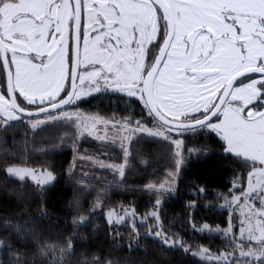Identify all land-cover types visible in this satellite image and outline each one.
Masks as SVG:
<instances>
[{
    "label": "snow or ice",
    "instance_id": "1",
    "mask_svg": "<svg viewBox=\"0 0 264 264\" xmlns=\"http://www.w3.org/2000/svg\"><path fill=\"white\" fill-rule=\"evenodd\" d=\"M61 12L67 14L66 56L61 52L65 48ZM25 20L36 25L32 38L42 42L46 51L39 47L29 53L22 51L20 45L26 41L18 39L23 36L18 25ZM90 41L95 42V48L107 59L94 61L95 83L82 89L76 100H86L92 93H99L103 84V91L111 89L118 102L125 104V110L119 121L114 115H90L85 131L90 129L95 138L96 125L108 119L113 125L119 123L122 128L131 129L133 140L142 138L163 145L173 159V167L166 171L163 180L127 186L135 192L148 193L150 210L139 213L131 204L127 208L119 205V212L109 208L105 219L109 234L118 236V225L125 224L138 237L142 227L165 248H180L199 257L202 264H264V219L261 218L264 217V150L245 142V137L255 135L259 144L264 145V0H0V97L10 104L0 107V128L7 131L15 126L10 122H19L26 123L30 130H43L58 121L72 122L77 129L85 127L78 116L52 103L55 92L50 91L49 100L45 101L40 96H30L27 89H39L45 83L53 87L54 78L48 81L45 78L56 72L57 56L61 55L66 60L67 74L66 87L59 99L67 97V86L76 82L73 69L76 78L85 79L84 70L89 65L78 62L83 60L86 46L89 52L94 51ZM33 56L37 59L33 60ZM102 66L107 69V75L98 71ZM238 77L243 79L234 85ZM13 99L16 104H12ZM204 100L210 103L202 104ZM84 134L78 131L70 144L74 157L81 151L78 143ZM203 134H214L221 148L218 155L233 158L240 166L232 169L228 191L214 193L215 203L223 201L220 206L231 209L225 226L195 223L194 213L201 206L200 200L208 199L205 185L194 184L191 199L185 204L189 213L187 222L193 231L217 234L226 241L215 252L170 232L163 214L167 199L179 191V174L187 159L194 154L197 158L212 154L207 146L188 143L191 137ZM70 135L62 133L60 143ZM98 141H104V137ZM105 146L101 144L102 149ZM114 146L121 151L119 162L97 160L93 155L80 156L91 160L100 170H112L119 181L99 188L89 211L107 207L105 197L113 187H124L130 171L128 157L132 153L130 147ZM102 154L110 155L107 151ZM141 163L147 165V160ZM0 164L10 178L21 182L30 179L41 193V200L42 193L55 183L58 175L51 163L36 167L7 149L0 157ZM66 172L70 179L76 175L75 159L68 162ZM84 176L87 173L76 181L82 188L93 183L85 181ZM213 200L203 207L211 209ZM246 202L256 208L255 224L249 218L246 225L247 212L237 211V205ZM76 205L79 208V201ZM86 218V213L73 216V227ZM10 223L6 219L4 225ZM16 232L19 234V225ZM19 238L23 239L22 235ZM67 246H72L71 237L67 238ZM13 247L0 239V264H5L4 249ZM159 255H166L163 249ZM11 259H19V253L10 255ZM103 264H111V259L106 258Z\"/></svg>",
    "mask_w": 264,
    "mask_h": 264
},
{
    "label": "trees",
    "instance_id": "2",
    "mask_svg": "<svg viewBox=\"0 0 264 264\" xmlns=\"http://www.w3.org/2000/svg\"><path fill=\"white\" fill-rule=\"evenodd\" d=\"M69 89L70 85L67 86L68 92ZM24 106L28 107L27 104ZM66 110L80 119L88 118L92 114H103L114 115L119 121L125 104L118 102V97L113 93H103L80 102L74 100ZM10 123H14L15 126L8 128L7 131L0 128V157L5 155L7 149L14 152L17 158L28 160L36 167L51 163L58 175L55 183L42 193L41 200V193L34 184L10 178L0 164V239L4 244L11 243L15 246L12 249H4L5 264H103L106 258L111 259V264H202L199 257L187 254L180 248H165L159 239L148 235L142 227L139 236L135 237L125 224H119V235L113 237L105 223L109 208L114 207L118 212L121 204L125 208L131 204L139 213L146 209L150 210L148 193L135 192L127 186L143 185L148 181L165 178L166 171L173 167V159L163 145L150 143L142 138L133 140L131 129H124L119 123L113 125L105 119L100 122L101 127L109 126L118 131L121 129L129 131L124 138L122 137V141L120 140L122 145L83 137L78 143L81 151L74 157L70 144L79 129L74 128L72 122L58 121L43 130L41 128L30 130L26 123ZM94 131L97 132V127ZM64 132L71 135L64 137L61 144V135ZM130 140L133 141L131 145ZM188 143L207 146L212 154L204 158H197L194 154L187 159L186 166L179 174V191L167 199L163 208L166 227L170 232L179 233L189 243L209 247L215 252L222 249L226 241L217 234L193 231L187 222L189 213L185 204L191 199L190 191L194 184L205 185L208 189L206 194L208 199L200 200L201 206L194 213L195 223L198 226L202 222L212 226H225L230 213L227 210H220L219 206L223 201L217 204L213 197L215 192L228 191L232 169H239L240 166L233 158L218 155L221 148L214 134L191 137ZM101 144L106 146L102 149ZM114 145L130 147L132 153L128 157L131 161L130 171L124 181V187H113L105 197L107 207L89 211L98 189L109 182L113 185L119 184V181L117 174L112 170H100L91 160L81 159L80 156L93 155L97 160L111 159L119 162L121 151ZM103 151L110 155L104 157ZM73 159L76 175L70 179L66 169L68 162ZM143 159L147 160V165L141 163ZM84 173H87V176L83 177L84 180H92L93 183L82 188L76 181L80 180ZM209 200H213V207L205 209L203 204ZM77 201L79 208L76 205ZM81 213H86L87 218L74 228L73 216H79ZM6 219L11 222L7 226L4 225ZM232 220L235 222L237 216L234 215ZM17 225L19 234L16 232ZM19 235H22L23 239H20ZM68 237H71V247L67 246ZM161 249L166 254L164 257L159 255ZM17 252L19 259L10 261V255Z\"/></svg>",
    "mask_w": 264,
    "mask_h": 264
},
{
    "label": "rangeland",
    "instance_id": "3",
    "mask_svg": "<svg viewBox=\"0 0 264 264\" xmlns=\"http://www.w3.org/2000/svg\"><path fill=\"white\" fill-rule=\"evenodd\" d=\"M64 14H65L64 12H61V14H60L61 15V18H63ZM23 22L24 23H27L26 21H23ZM90 45L92 46V44H90ZM91 53L92 54L94 53L96 55L98 54V56H97L96 59H94V55H93V60L94 61L97 60V59H107V57H104L100 53V51H92V52H89L88 47L86 46L84 58H83V60L80 61V64L81 65L87 64V57ZM95 67L93 69H91L90 73L87 75L89 81H88V84L85 87H84L83 81H81L79 79V81H78V89H77L76 95L78 93H80V91L82 89H85L86 90L88 88L93 87V85L95 83V79H96ZM98 71H102L104 73V75H107V69L105 67H103V66ZM84 75H85V73H84ZM100 87H101V91L99 93H92L91 95L85 97L84 99L87 100V99H89L92 96H96V95L103 94V93H113L111 89H109L107 92L103 91V89L105 87V85H103V84H101ZM121 95H123V94H121ZM212 99L214 100L215 97H213ZM74 100H75V102H80V101H77L76 100V96H75V99ZM81 101H84V100H81ZM201 103L204 104V103H210V102L207 101V100H204V101H201ZM233 103H235V102H233ZM9 106H10L9 101H7L4 98L0 97V107H9ZM67 112L69 114L73 115L69 110H67ZM80 122H81L82 125L85 126V127L79 128V131L85 132V134H84L83 137H89V138L93 139L94 137L91 135V130L89 129L88 131H85V128L88 125V118H81L80 119ZM100 125H102V124L99 123V124L96 125L97 132L95 133V138H94L96 140H98L99 137H104V141L105 142L112 141V142H116V143L121 144L122 137L124 138V136H126L128 134V132H129L128 130H124V129H121V130L118 131V130H115L114 127L111 128L109 126H104L105 128H103ZM104 141H101V142H104ZM245 142L246 143H249V144H252V145H255L256 147L260 148L261 150H264V145H260L259 144V137L255 136V135H250V136L245 137ZM25 181H28V182H30V183L33 184V182L30 179H27L26 178ZM250 187H255V185L250 186ZM245 201H247V194L245 195ZM222 204H223V202L221 203V205ZM219 209L220 210H227L229 213H231V209H229L227 207H221V206H219ZM237 211H239V212H247V215L244 217V223L246 225L249 224V218H251L252 224H255L256 223V208L253 207L251 203H247L246 202L244 204L237 205ZM137 218H139V217H137ZM261 218L264 219V217H261Z\"/></svg>",
    "mask_w": 264,
    "mask_h": 264
},
{
    "label": "crops",
    "instance_id": "4",
    "mask_svg": "<svg viewBox=\"0 0 264 264\" xmlns=\"http://www.w3.org/2000/svg\"><path fill=\"white\" fill-rule=\"evenodd\" d=\"M27 23H24L23 21L18 25L19 32L23 33V36L18 37L19 40L26 41V43H23L20 45L22 51L24 53H29L32 51L34 47H39L41 51H46L47 47L42 44V42H37L33 40V35L36 32V25L33 23V21L25 20ZM61 28L64 33V39H65V48L61 50V52L66 56V44H67V14L65 13L63 18H61ZM89 44H92V48L94 51H99L98 48H95V42L90 41ZM7 48L10 47V45L6 44ZM97 58L98 54H89L87 57V64L89 65L88 69L84 70L85 73V79L83 80L84 87L88 84V74L90 73L91 69L95 67V63L93 60ZM33 60H36L37 58L35 56L32 57ZM39 62V61H38ZM67 74V64L66 60L63 56L58 55L57 56V70L54 74L48 76L45 78L46 81L52 80L54 78L55 85L51 88L47 86V83H45L42 87L39 89H27L30 96H40L45 101L49 100L48 93L55 92V96L51 98L52 103H56L59 101V95L62 91L65 90V77Z\"/></svg>",
    "mask_w": 264,
    "mask_h": 264
},
{
    "label": "water",
    "instance_id": "5",
    "mask_svg": "<svg viewBox=\"0 0 264 264\" xmlns=\"http://www.w3.org/2000/svg\"><path fill=\"white\" fill-rule=\"evenodd\" d=\"M3 47L7 48L6 44H3ZM80 64V61L78 62ZM73 77L75 78V83L74 85H70V89H69V95L67 97H65L63 100H60L56 103H53L57 106V108H67L68 106H70V104L74 101L76 93H77V89H78V81L79 78H76V71L75 68L73 69ZM241 79H243V77H238L237 81H234V85L236 83H238ZM229 88V85L225 86V95H227V89ZM223 102V99L222 101ZM17 101L15 99H13L12 104H16ZM41 115H44L43 113H41Z\"/></svg>",
    "mask_w": 264,
    "mask_h": 264
}]
</instances>
